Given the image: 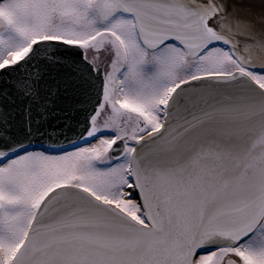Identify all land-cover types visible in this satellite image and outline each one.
<instances>
[{
  "label": "snow or ice",
  "instance_id": "6c2138e0",
  "mask_svg": "<svg viewBox=\"0 0 264 264\" xmlns=\"http://www.w3.org/2000/svg\"><path fill=\"white\" fill-rule=\"evenodd\" d=\"M0 264H264V0H0Z\"/></svg>",
  "mask_w": 264,
  "mask_h": 264
}]
</instances>
